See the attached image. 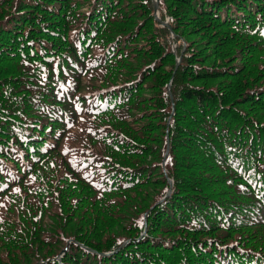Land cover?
I'll list each match as a JSON object with an SVG mask.
<instances>
[{
  "label": "trees",
  "instance_id": "16d2710c",
  "mask_svg": "<svg viewBox=\"0 0 264 264\" xmlns=\"http://www.w3.org/2000/svg\"><path fill=\"white\" fill-rule=\"evenodd\" d=\"M158 11L0 0V264H264V0Z\"/></svg>",
  "mask_w": 264,
  "mask_h": 264
},
{
  "label": "water",
  "instance_id": "95a60500",
  "mask_svg": "<svg viewBox=\"0 0 264 264\" xmlns=\"http://www.w3.org/2000/svg\"><path fill=\"white\" fill-rule=\"evenodd\" d=\"M154 4H155V7H156V10H157V13H156V15H157V19H159L160 20V16H159V11H158V0H154ZM164 24H166V25H169V22H164ZM174 52L176 51V49H175V47H174ZM180 62V59H178V63ZM171 183L173 184V181L171 180ZM107 255L108 254H110V253H106Z\"/></svg>",
  "mask_w": 264,
  "mask_h": 264
},
{
  "label": "rangeland",
  "instance_id": "374dc122",
  "mask_svg": "<svg viewBox=\"0 0 264 264\" xmlns=\"http://www.w3.org/2000/svg\"><path fill=\"white\" fill-rule=\"evenodd\" d=\"M174 47H175V45H174ZM174 47H173V49H174ZM176 49V48H175Z\"/></svg>",
  "mask_w": 264,
  "mask_h": 264
}]
</instances>
